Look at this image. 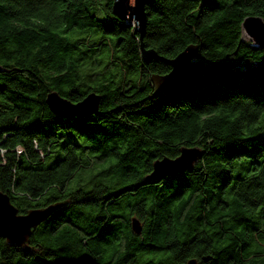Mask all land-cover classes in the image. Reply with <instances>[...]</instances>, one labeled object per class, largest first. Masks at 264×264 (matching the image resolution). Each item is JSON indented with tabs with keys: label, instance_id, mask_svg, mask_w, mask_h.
I'll return each instance as SVG.
<instances>
[{
	"label": "trees",
	"instance_id": "16d2710c",
	"mask_svg": "<svg viewBox=\"0 0 264 264\" xmlns=\"http://www.w3.org/2000/svg\"><path fill=\"white\" fill-rule=\"evenodd\" d=\"M111 2L0 0V192L17 213L61 203L25 251L0 238V264H264V51L240 31L264 0H148L143 46L202 63L151 96L169 67ZM47 92H94L97 113L58 117ZM181 147L189 170L144 180Z\"/></svg>",
	"mask_w": 264,
	"mask_h": 264
},
{
	"label": "water",
	"instance_id": "95a60500",
	"mask_svg": "<svg viewBox=\"0 0 264 264\" xmlns=\"http://www.w3.org/2000/svg\"><path fill=\"white\" fill-rule=\"evenodd\" d=\"M148 0H112L111 14L118 20L133 27L132 33L137 35L138 52L142 62L160 60L169 70L161 76L149 74L153 90L149 96L159 91L173 88L178 83L194 79L202 67V63L195 61V45L187 44L172 58H163L153 49L145 48L142 43L146 15L144 4ZM241 37H246L253 46L264 51V21L257 16H245L240 22ZM99 95L94 92L86 93L76 102H70L60 97L55 92H47L44 103L51 113L61 118L86 117L97 113ZM200 151L195 147H181L173 158L161 157L153 160L151 170L144 180L160 179L164 176L189 170L192 163L199 158ZM61 203H52L39 208H32L24 213H17L16 208L10 203L7 195L0 192V238L6 243L16 247L23 246L29 236L30 230L42 222ZM133 233H139L140 227L135 217L129 220ZM25 251V250H24ZM186 264H194L192 259Z\"/></svg>",
	"mask_w": 264,
	"mask_h": 264
},
{
	"label": "rangeland",
	"instance_id": "374dc122",
	"mask_svg": "<svg viewBox=\"0 0 264 264\" xmlns=\"http://www.w3.org/2000/svg\"><path fill=\"white\" fill-rule=\"evenodd\" d=\"M243 39L249 41L246 37H243ZM84 174L87 175V172H84ZM76 178H77V176H74V177L72 178L71 182L69 183V186H71V187L76 186V185H75V179H76ZM79 182H81V181H79ZM86 187H88V186H86Z\"/></svg>",
	"mask_w": 264,
	"mask_h": 264
}]
</instances>
